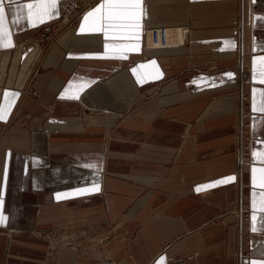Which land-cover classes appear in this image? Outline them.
Segmentation results:
<instances>
[{"label":"crops","instance_id":"0c3cea01","mask_svg":"<svg viewBox=\"0 0 264 264\" xmlns=\"http://www.w3.org/2000/svg\"><path fill=\"white\" fill-rule=\"evenodd\" d=\"M74 2L58 0V14L29 23L22 8L12 22L25 0H4L11 37L0 40V106L8 92L11 107L0 120V264H23L14 256L30 251L41 264L49 237L73 240L58 264L264 262V0H141L138 39L81 32L97 4L31 76L40 49L24 50L21 36ZM157 25L188 26L186 42L142 60L144 31ZM238 204L245 221L228 209ZM126 220L140 223L129 243L110 236Z\"/></svg>","mask_w":264,"mask_h":264},{"label":"snow or ice","instance_id":"6c2138e0","mask_svg":"<svg viewBox=\"0 0 264 264\" xmlns=\"http://www.w3.org/2000/svg\"><path fill=\"white\" fill-rule=\"evenodd\" d=\"M11 3L12 0H9ZM58 0H25V3L22 6H18L15 10L16 14L12 16V22H17L21 19L19 12L21 8L24 11V19H27L29 23H34L37 21H43L45 17L51 18L52 15L58 14ZM142 4L141 0H102L96 7L91 9L84 16V24L81 25L80 31H90V32H104L107 36L109 31L119 32L126 34V39H131L133 36L131 34L136 33L137 35L134 37L138 39V32L140 29V21L142 16ZM264 18V17H262ZM6 10L4 7V0H0V40H3L6 36L8 38L11 37V28L6 27ZM87 27H86V26ZM107 48L108 45L106 44ZM131 47H135V45H131ZM81 55L84 56H100V53H83ZM261 65L259 76L261 78V82H264V57H260ZM229 76H233L234 73H227ZM255 89L253 92L255 94ZM13 97L17 94L12 93ZM11 102L9 101L8 92L5 93V103L3 106H0V120L6 118L5 113L10 109ZM255 96L253 98V109L255 110ZM261 111H264V90H262V103H261ZM255 156L256 153L254 152ZM253 184L256 183V168L253 167ZM260 183L261 186L264 187V168L260 169ZM225 179H235V177H229ZM215 183V182H213ZM98 188L95 185L90 187H86L84 189H76L73 190V194H78L83 191H96ZM57 197H60V193H57ZM264 203V202H262ZM2 204V201H0ZM253 207H255V201L253 202ZM253 219L255 220V214L253 215ZM4 222L3 214L0 213V223ZM253 264H257L256 261H253ZM260 264H264V262H260Z\"/></svg>","mask_w":264,"mask_h":264},{"label":"rangeland","instance_id":"374dc122","mask_svg":"<svg viewBox=\"0 0 264 264\" xmlns=\"http://www.w3.org/2000/svg\"><path fill=\"white\" fill-rule=\"evenodd\" d=\"M102 0H87L86 3L92 4V7H94L95 5L101 3ZM92 7L88 8V6L86 4H84L83 2L79 3V1L77 2V0H75V2L73 3V5L66 9L61 15L60 17L53 21L52 23H50L49 25H47L44 28H38L35 29L29 33H27L24 36H21V40L22 41H28L27 44H25L24 46V50H29L31 48H33L34 46H40V55L37 56L34 59V63L32 65V72H31V76L35 75L38 72H41L44 70V66L42 64V56L43 53H45V51L49 48V46L56 41V39L59 37V35L62 33V31H64L67 28H73L76 29L77 26L80 25V22L82 21V18L85 14L86 11H88L89 9H91ZM88 8V9H87ZM81 11L79 14H74V12L76 11ZM69 15L68 18V22H62L65 18V16ZM233 25H242L243 22V18L242 16H235L234 19H232ZM62 24V25H61ZM148 29H145L144 31V36H143V43H142V47H141V53H140V59L142 60H146L149 57V49L148 45L146 44V32ZM26 47V48H25ZM42 53V54H41ZM139 58V57H138ZM29 76V77H31ZM241 87V86H240ZM35 92V91H33ZM240 102V101H239ZM242 112L240 110V112H238L237 116H236V129H237V134L238 136L241 135L244 132L245 128V120H244V114L242 115ZM123 115L121 114L119 117H122ZM245 154V152H243ZM238 208H236V205H232L231 207H229V211H233L235 213V215H238L240 217V219L242 218L244 221L247 218L248 219V215L247 213H244L245 206L242 205L240 206V204H238ZM134 206V205H132ZM132 206L130 208H132ZM129 208V209H130ZM128 209V210H129ZM227 209V211H228ZM236 211H238L236 213ZM129 212V211H127ZM236 225L238 227V233L242 234V232L240 231V229L242 230V223L241 221H239L238 223L236 222ZM244 228L246 227L243 226ZM112 233L110 234V236L114 237L117 236V239L119 241H124L129 243V241L134 240L135 236H137V232H139L140 230V223L134 222V221H124V222H114V226L112 229ZM244 230V229H243ZM19 229H10V231L8 232V234L14 235L19 233ZM108 237H106L104 240H106ZM20 245V244H19ZM33 244H29V247H33ZM62 246H70V247H74V243L73 240L70 239H64V238H58V237H49L46 238V243H45V247H46V252L43 255V260L41 261V264H58V257H59V249ZM15 247H17V245H15ZM23 247V246H21ZM32 249V248H31ZM31 254H25L21 255L24 258L21 257H16L14 256V262L15 263H19V262H23V264L25 262H27L26 260H22V259H29L30 264H35L34 261L32 259H34V257H37L39 255L37 254H33L31 251L29 252ZM23 254V253H21ZM14 255H17V253H14ZM130 256V255H129ZM132 256V255H131ZM42 258V255H41ZM104 264H122V259H116L112 257H105L104 259ZM77 264H85V263H77Z\"/></svg>","mask_w":264,"mask_h":264},{"label":"bare ground","instance_id":"6f19581e","mask_svg":"<svg viewBox=\"0 0 264 264\" xmlns=\"http://www.w3.org/2000/svg\"><path fill=\"white\" fill-rule=\"evenodd\" d=\"M68 19V17H67ZM66 20L61 21L65 22ZM165 35L167 38V45L163 44V34L161 29H158V38L157 41L154 40V35L151 29L147 30L146 34V44L150 49H167L174 48L183 45L186 42V38L189 34L188 26H165ZM26 48V47H25ZM40 49V46H36Z\"/></svg>","mask_w":264,"mask_h":264},{"label":"built area","instance_id":"2783aa9c","mask_svg":"<svg viewBox=\"0 0 264 264\" xmlns=\"http://www.w3.org/2000/svg\"><path fill=\"white\" fill-rule=\"evenodd\" d=\"M79 1V3H81V2H83L84 4H86L87 6H88V8H90V7H92V4H89V3H86V1L87 0H77V2ZM87 8V9H88ZM81 11H79V9H78V11H76V12H74V14H79ZM67 17L69 18V15L67 16H65V18H64V20H66L65 22H68V19H67ZM62 25V24H61ZM148 29H151L152 30V32H153V35H154V40L155 41H157V38H158V29H161V31H162V34H163V39H162V41H163V44L166 46L167 45V38H166V35H165V29H166V27H165V25H157V26H153V27H151V28H148ZM146 34H147V32H146ZM149 48V47H148ZM150 49V48H149ZM150 51V50H149Z\"/></svg>","mask_w":264,"mask_h":264}]
</instances>
